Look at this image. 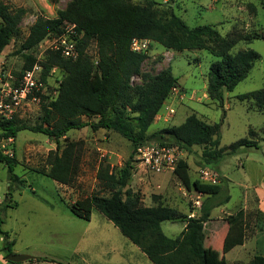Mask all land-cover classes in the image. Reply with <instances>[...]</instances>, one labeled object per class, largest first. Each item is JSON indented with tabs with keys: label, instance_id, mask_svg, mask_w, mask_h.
I'll list each match as a JSON object with an SVG mask.
<instances>
[{
	"label": "trees",
	"instance_id": "trees-1",
	"mask_svg": "<svg viewBox=\"0 0 264 264\" xmlns=\"http://www.w3.org/2000/svg\"><path fill=\"white\" fill-rule=\"evenodd\" d=\"M59 1L49 0L51 3ZM134 1L69 0L66 8L57 12L56 18H38L21 44L22 52H31L45 39L60 35L66 23L75 24L81 34L77 42L76 60L66 59L60 52L52 50L41 62L43 82H48L54 69L63 73L56 96H42L48 99V103L42 106L41 122L35 126L20 124L16 118L0 122V138H16L20 131L28 130L55 141L57 149L49 153L48 168L40 173L62 185L71 186L75 182L82 163V145L69 141L65 136L71 130H81L87 126L94 131L105 129L128 140L133 147L132 161L137 147L148 143L178 147L188 153L195 146L203 147V163L212 167L242 148H259L257 141L249 138L221 147L223 122L206 123L195 114L188 116L181 125L148 134L165 102L178 88V79L171 68L155 75L142 74V65L148 56L134 52L131 42L134 38L147 39L166 49L204 50L218 58L208 72L207 92L212 100L223 103L224 93L233 92L238 84L247 79L260 58L251 49L233 53L235 44L238 40L248 43L264 40V36L251 34L239 36L237 40L223 36L212 25L190 27L168 3L163 4L159 0ZM25 13L23 8L12 9L0 3V54L13 39L21 35ZM91 41L97 44L95 60L88 54ZM24 59L20 74L16 73L18 77L38 62L32 53L24 55ZM134 76L141 77V84L133 85ZM239 98L252 101L264 114V88L240 95ZM83 117L97 120L84 121ZM255 133L249 130L251 137ZM64 137L65 144L62 146L61 138ZM0 163L8 168L12 182L19 181L14 173L17 165L15 155L7 156L0 149ZM133 169L132 162L116 171H111L108 165L99 167L97 181L104 190L109 191V195L94 194L76 201L70 206L72 213L89 221L93 209L98 210L153 264H226L225 255L235 247L244 245L247 224L245 212L240 210L227 218L229 229L223 238L222 255H215L212 248L205 246V223L218 205L230 200V196H226L219 203L214 202L223 190L221 183L213 185L199 178L193 180L188 162L179 160L175 175L184 187L207 197L200 214L189 217L161 202L152 206L143 205L141 194L129 187ZM153 199L158 198L154 196ZM165 221H184L185 227L177 237L172 238L163 231ZM3 234V241L6 242L8 234ZM6 248L5 257L11 254ZM43 262L47 263L48 260L35 258L29 263ZM249 264H264V256H254Z\"/></svg>",
	"mask_w": 264,
	"mask_h": 264
},
{
	"label": "rangeland",
	"instance_id": "rangeland-1",
	"mask_svg": "<svg viewBox=\"0 0 264 264\" xmlns=\"http://www.w3.org/2000/svg\"><path fill=\"white\" fill-rule=\"evenodd\" d=\"M69 0L51 3L49 0H0L12 9L23 8L26 13L21 23V35L0 54V73H11L19 78L24 64V55L32 53L37 65L43 67L51 50V39L47 38L33 51H21V44L29 34L30 27L38 18L53 19L57 12L66 8ZM142 3L143 0H135ZM170 4L175 13L190 27L199 25L215 26L223 36L238 40L239 36L259 34L264 36V0H159ZM56 37V36H55ZM50 39L51 41H49ZM254 50L260 58L247 79L237 85L233 92H225L223 103L212 100L207 92L208 72L219 59L204 50H170L152 42L146 52L148 58L142 65V74H158L171 68L178 79L164 108L148 130L152 134L166 127L181 125L188 116L195 114L206 123H222L221 147L249 138L257 141L259 148H242L234 155H227L218 166L203 163V147L195 146L192 152H181L180 160L190 166L193 180L199 178L202 168L215 171L223 187L214 199L219 203L226 196L230 200L218 205L205 223V246L222 255L223 238L229 225L227 218L244 209L247 224L245 245L237 246L225 255L226 264H249L254 256H264V214L258 209L259 199L264 201V114L250 100H240L239 96L264 88V40L248 43L238 40L232 52ZM88 54L95 60L97 44L91 41ZM17 73V74H16ZM63 73L59 69L51 71L46 83L45 96L52 98L59 86ZM133 85L141 84V77L134 76ZM48 99L23 105L16 119L20 124L35 126L41 122L43 104ZM84 121L96 118L83 117ZM249 130L256 135L250 136ZM69 141L82 145V163L78 177L71 186H64L40 173L47 170L48 155L56 151L54 140L41 133L20 131L14 138L12 148L17 160L14 173L19 181L12 182L8 168L0 163V256L7 251L11 254L36 256L53 255L64 264H153L143 253L128 241V253L116 263H108L107 253L92 242L81 241L83 235L92 230L104 231L106 218L96 209L92 211V228H84L87 222L72 216L70 203L88 198L94 194L108 196L97 181L99 167L109 166L111 171L123 168L132 162V144L121 135L87 126L81 130H71L66 136ZM61 138V145L65 144ZM4 138H0V142ZM129 187L142 196L145 206L157 203L175 208L189 217L200 214L202 203L207 198L195 190H188L174 173L155 175L143 167L133 165ZM158 199H153V197ZM200 197V198H198ZM199 200L201 206L196 204ZM8 201V205L6 204ZM78 224V226L76 225ZM184 221L162 224L164 233L177 237L184 229ZM112 229V228H111ZM8 240L3 241L4 234ZM79 249V250H78ZM86 250V253L82 252ZM105 254V255H104ZM143 254V255H142ZM218 254V258H220ZM85 259V260H84ZM84 260V261H83ZM0 264L5 263L0 260ZM24 264H30L29 262Z\"/></svg>",
	"mask_w": 264,
	"mask_h": 264
},
{
	"label": "built area",
	"instance_id": "built-area-1",
	"mask_svg": "<svg viewBox=\"0 0 264 264\" xmlns=\"http://www.w3.org/2000/svg\"><path fill=\"white\" fill-rule=\"evenodd\" d=\"M79 38H81V34L78 32L77 26L66 23L60 35L51 39L52 41L48 40L51 41V50L60 52L62 57L66 59L76 60ZM150 44V40L134 38L131 42V49L136 53H146L150 48ZM40 71L41 67L35 64L32 69L25 71L19 78L12 73L11 75L0 73V122L13 120L17 117L23 105L40 101L41 97L46 95L47 85L42 81ZM56 94L57 92L54 93L53 97ZM10 143L11 145L14 143V138L4 139L0 142V149L5 155L13 157L15 153L12 148H9ZM181 152L178 147L162 146L154 143L143 144L138 146L135 151L133 165L143 167L144 170L155 175L174 173ZM199 172L200 181L213 185L221 183L215 171L202 168ZM196 204L201 206L199 200L196 201Z\"/></svg>",
	"mask_w": 264,
	"mask_h": 264
},
{
	"label": "crops",
	"instance_id": "crops-1",
	"mask_svg": "<svg viewBox=\"0 0 264 264\" xmlns=\"http://www.w3.org/2000/svg\"><path fill=\"white\" fill-rule=\"evenodd\" d=\"M64 186H66V185H64ZM74 203H72V204H74ZM72 204L70 203V206ZM258 209H259L260 212L264 213V201H263V199H259ZM70 211H71V208H70ZM244 211H246V210L244 209ZM71 214H72V216H74V217H76L78 219H81V218L75 216L72 213V211H71ZM81 220L87 222V226H85L84 228H88V229L89 228H92V226H93V224H92L93 223L92 222V214H91V219L89 221L84 220V219H81ZM76 225L78 226V224H76ZM104 228L106 229L104 231H96V232H93L92 230H90V231L86 232L82 236L83 239L81 241H85L86 242V240H88L89 241L88 246H92V242H94V244L96 246L101 247L104 250H106L105 251V254L107 253V257H108V260L107 261H108V263H116L117 261H120L122 258H125L126 257V255L128 253V241H129V239L126 238L121 233V231L111 221H109L108 219L106 220V222L104 224ZM132 245H134V244L132 243ZM82 252L86 253V250H82ZM35 258H42V259L48 260L47 263L46 262H43L41 264H64L60 260H56L53 257V255H49V256H36ZM0 260L4 261L5 263H8V261L6 260V257L3 254L0 256Z\"/></svg>",
	"mask_w": 264,
	"mask_h": 264
},
{
	"label": "water",
	"instance_id": "water-1",
	"mask_svg": "<svg viewBox=\"0 0 264 264\" xmlns=\"http://www.w3.org/2000/svg\"><path fill=\"white\" fill-rule=\"evenodd\" d=\"M35 257L32 255H27V254H9L6 257V260L8 262L14 263V264H24L27 262H30L34 260Z\"/></svg>",
	"mask_w": 264,
	"mask_h": 264
}]
</instances>
